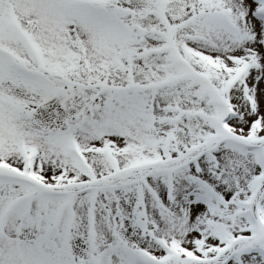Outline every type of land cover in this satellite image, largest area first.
<instances>
[{
  "label": "snow or ice",
  "instance_id": "1",
  "mask_svg": "<svg viewBox=\"0 0 264 264\" xmlns=\"http://www.w3.org/2000/svg\"><path fill=\"white\" fill-rule=\"evenodd\" d=\"M0 264H264V0H0Z\"/></svg>",
  "mask_w": 264,
  "mask_h": 264
}]
</instances>
